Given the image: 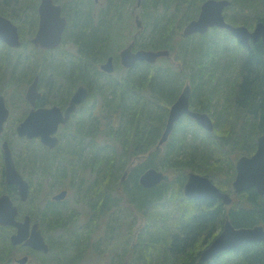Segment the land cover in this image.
I'll list each match as a JSON object with an SVG mask.
<instances>
[{
	"label": "trees",
	"instance_id": "obj_1",
	"mask_svg": "<svg viewBox=\"0 0 264 264\" xmlns=\"http://www.w3.org/2000/svg\"><path fill=\"white\" fill-rule=\"evenodd\" d=\"M204 1L142 0L145 24L138 28L136 47L169 49L173 60L164 58L156 64L138 62L130 70L119 69L122 73L119 77L99 68L100 62L113 54L111 45L118 39L112 31L115 22L94 24L91 7L78 3L69 27L77 54L70 56L72 60L56 59L66 64L61 69H44L42 74V79L49 83L55 80L56 92L63 91V85L71 90L78 83L86 84L92 102L79 112L86 120L79 122L75 143L70 145L74 147L61 152L65 157L76 148L71 153L74 155H67L62 161L71 158L79 167L65 166L61 172L56 171L57 157L52 155L45 160L51 164L50 169L44 164L41 172L46 179L60 178L64 185L67 179L77 178L79 171L90 169L96 198L91 203L94 214L107 216L106 210L112 203L122 212L128 209L126 203L133 204L135 211L146 218L134 242L131 255L137 257L131 261L133 264H198L201 252L221 232L227 216L236 227L264 225V196L254 188L236 194L231 207L219 199L195 200L183 193L189 171L209 176L220 189L232 193L235 160L242 154H253L258 137L264 134L262 42L246 49L228 30L221 28L183 37L185 25L198 17ZM229 1L230 11L225 18L230 23L243 22L242 25L251 28L258 21L264 22V0ZM150 21L152 25L147 26ZM9 61H0V70ZM38 67L37 62L32 65L33 76L39 72ZM184 77L192 88L191 107L209 114L219 109L221 115L216 117L212 132L202 129L189 116L183 117L169 140L157 148L169 107L184 87ZM88 136L91 142L87 144ZM149 152L148 158L141 159ZM133 158L141 163L135 165L127 180L119 182L123 192L114 201L106 188L121 177ZM150 167L172 173L171 180L150 189L143 187L139 177ZM29 200L31 207L34 195ZM54 205L49 200L41 214L40 207L34 205L31 215L34 219L41 217L47 235L61 230L51 239L50 253L59 250L54 260H59V264H79L95 235L78 232L75 238L71 232L69 235L67 231L74 226L71 221L77 215L71 217L68 210ZM154 209L156 213L152 214ZM173 209L179 213L173 214ZM129 212L133 211H126ZM14 231L0 226V242L12 247L9 235ZM1 247L0 264H9L7 250ZM127 254L128 251L119 259L122 264L128 261ZM206 264H264V241L224 251Z\"/></svg>",
	"mask_w": 264,
	"mask_h": 264
},
{
	"label": "water",
	"instance_id": "obj_2",
	"mask_svg": "<svg viewBox=\"0 0 264 264\" xmlns=\"http://www.w3.org/2000/svg\"><path fill=\"white\" fill-rule=\"evenodd\" d=\"M142 0H138V6ZM229 0H205L196 19L191 20L183 29L184 37L194 34H205L211 28L219 27L227 29L246 48L250 49L252 44L262 42L264 54V22H258L253 30L245 25H234L228 22L224 16L225 9L230 6ZM61 5H56L53 0H44L41 6V25L32 42L36 46L47 49L57 48L62 43V36L67 20L62 16ZM137 25L141 28L142 21L139 15L136 16ZM0 40L11 47L21 46L18 26L11 20L0 15ZM134 43H130L120 52L121 62L125 67L131 68L138 61L155 63L160 58L169 57L168 49H140L133 50ZM101 69L107 73H113L115 66L113 56H110L101 64ZM39 75L35 77L26 91V99L32 105L40 98L38 88ZM192 88L189 82L186 83L177 100L171 105L166 120L165 129L162 132L157 148H160L170 137L175 124L185 115L193 118L207 131L215 129V123L207 112L193 110L190 107ZM89 95V89L85 85H79L71 98L68 108L63 114L58 106L49 108L32 109L29 115L18 126V134L28 138L39 137L43 144L53 148L57 145L58 139L54 135L61 123H65L74 112L78 104L82 103ZM8 118V109L4 103V97L0 96V133L3 130L5 120ZM5 157L6 175L9 183L19 186L20 195L23 200L29 194V183L17 170L8 141L2 144ZM128 175L126 170L123 179ZM170 180V176L154 167L148 168L140 176V183L143 187H155L162 181ZM234 194L247 191L251 188L264 196V134L257 140V149L252 155H241L236 161V177L233 181ZM184 193L187 197L197 200L219 199L225 205L231 204L233 197L229 192L221 190L214 181L203 174L191 171L184 186ZM67 191L63 190L54 196V199L62 200L66 197ZM17 207L8 194L0 198V224L16 227V232L11 235L13 245L25 243L29 247L48 252L50 246L47 243L39 224L35 223L30 228L31 218L26 217L25 221L17 219ZM264 241V225L258 224L252 227H236L229 216H227L222 231L214 240L201 252L198 264H206L218 254L235 249L242 244L249 242ZM29 256L18 259V263L25 264Z\"/></svg>",
	"mask_w": 264,
	"mask_h": 264
},
{
	"label": "rangeland",
	"instance_id": "obj_3",
	"mask_svg": "<svg viewBox=\"0 0 264 264\" xmlns=\"http://www.w3.org/2000/svg\"><path fill=\"white\" fill-rule=\"evenodd\" d=\"M77 2L81 3L83 1L77 0ZM113 2H114V4H116L117 9L115 12H110L107 17L105 16L106 15L105 12H103L101 10V9H103V7L100 8V6L93 7V8L91 7L90 13H91V17L93 19V22L96 25L99 24L100 22L105 23V20L106 21L113 20V22H115V27L112 28V31H114L113 32L114 36H116L115 34H117L116 37L118 39L114 41L115 43L112 44L111 47H112L113 54L115 55V58L117 59L118 66H119L118 68L120 69L121 64L119 61V52L123 47L127 46L131 40L134 39V35L138 31L135 16L139 15L140 19L142 20V24L143 23L145 24V21H144L143 15H142L143 14L142 8L136 7V0H113ZM230 6H231V4H230ZM230 6H228L225 9V13L230 11V8H229ZM132 10L134 12H132ZM248 19L251 20L252 17L250 16V17H248ZM151 21L147 23V26L152 25ZM242 24H243V22H239L236 25H242ZM253 28H254V25H253V27H251V29H253ZM182 36L184 37L183 34H182ZM18 50L19 49H16V52L14 51L15 52L14 54L12 52L11 53L12 55L9 56V57H11L12 62H15L17 60ZM5 52H6V49H4L2 47V44H1L0 45V53L5 54ZM77 52H78V48L75 45V40H73V39H70L69 41L67 40L65 45L62 46L61 50H57V52H56L57 54H55L53 56L45 55L46 56L45 57L44 54H42V53H39V55H35V54H32L31 49H27L24 52L23 63L19 64L17 67L18 73H16L17 77H15L14 80H17L16 84L18 83L19 87H15V88L11 87L8 89V86H7V84L10 83V79H11L10 73H9V71H10L9 63L2 65V69L4 70V74L1 75V72H0V75H1V77H0V90H4L5 87H6V89H5L6 91L8 89V91L7 92L5 91V92L7 94H9V93L11 94V96H9V99H10L9 102H10L11 106L13 107V109L15 110V112L17 113L16 117H14V116L10 117V119L8 121L9 124H7V126L11 125L12 132H10V134H11L10 138L13 140L17 152H19L18 149L20 148L19 146L22 145V142L20 140L21 137L18 134L16 136V134H15V132H13V130L16 129L17 125L21 121L23 112L25 115L28 108H29V106L27 108H25V103H24V111L20 112L22 104H23L22 100H23V98L25 99V93L27 91V87L29 86V83L32 80L31 79L33 76L31 73L32 72V65H34L36 62L38 63L39 67L36 71H39L40 67H43L48 63H50V64L46 66V69H49L50 71H51L52 67H56L58 69H61L66 63H63L60 61L56 62L55 61L56 58H58V56H63L69 60L70 56L76 55ZM51 57H53V58L51 59ZM66 59L64 61H66ZM168 59L172 61L173 57H168ZM44 60H45V62L43 65L42 62ZM70 60H72V59H70ZM61 61H63V60H61ZM104 61L105 60H102L100 63H102ZM163 61L164 60L162 59L160 61V63ZM0 65H1V62H0ZM118 68L116 69V72L113 73V76H115V77H119L122 74L121 70H119ZM22 71H24V75L21 78H19L20 77L19 75L22 74L21 73ZM45 73L47 75H49V72H45ZM5 74H6V80L8 82L7 84H6V81L4 79ZM2 76H4V77H2ZM23 77H24V81L22 79ZM186 78L184 77V86H185L186 81H187ZM18 80H20V81L22 80L24 82V85H21V82H18ZM54 83H55V80L53 81V84ZM12 84H13V82H12ZM78 84H81V83H78ZM77 85H76V87H77ZM23 86H24V95L22 96L21 93H22ZM53 88L54 87H52L51 90L45 89V91H44V98H45V96H47V98L49 100V105L56 103L57 99L59 98L58 97L59 92H56V89L55 88L53 89ZM14 95H15V97H13ZM88 100H86V102ZM217 109H218V107H217ZM210 115H211V117L215 123L216 117L220 116L221 113L219 112V109H218V111L215 110V113L213 112V114L211 113ZM212 115H214V116H212ZM182 118H180V120ZM220 120H222V119H220ZM165 124H164V127H165ZM164 127H163V129H164ZM193 128H194V126H193ZM39 143L42 144L38 139L24 140V168L20 170V172L24 175V177L26 179L30 180V182L32 184V195H34V198H35L34 205H39V204H41V202L46 204L50 199H52V195L54 194V192H56L61 186H63L62 185L63 181L58 177H56L54 179V177L51 176L50 172H49V175L51 177L46 179L44 177L45 176L44 172H41L42 168H36V169L31 168L32 166L29 165V162H28L29 157L25 161V156H29L28 151L34 152V150L36 151L37 149L38 150L42 149L41 148L42 146ZM149 155L146 153L144 159L148 158ZM234 156H235V154L233 153V157ZM151 159H152V157H151ZM137 160H138L137 158L136 159L133 158L131 160V162L129 163V165L132 163L136 164ZM154 160H155V158H153L151 161L154 162ZM138 163H141V161H139ZM190 172L191 171H189L187 173L189 174ZM194 172H196V171H194ZM171 174L172 173H170V175ZM91 175H92V173H91L90 169L81 170L78 173H76L77 178L75 179V182H76V184H79V186H85L83 188L84 192L90 187V184H92V180L90 178ZM70 181L71 180L67 179L64 182V186L69 185ZM72 183H73V181H72ZM105 186H106V184H105ZM0 191H1V188H0ZM76 194L77 193L75 192L74 199H73V201L75 200V202H73V201L69 202V201L65 200L64 203H61L62 204L61 208H65L66 210H68V212L70 213L69 215L71 217L73 214H75L74 216L77 215V218H75L71 221L74 226L73 227L71 226L70 230H68L67 232H69V235L71 232L73 234L74 238H75L76 232H78L79 234H82V233L91 234V233H93L95 235L94 239L88 245V247H89L88 250L86 251V253L84 255H82L79 264H120L121 261H119V259L120 258L123 259V255L125 254L126 251H128V254H127L128 261L127 262L124 261L123 263L124 264H133L131 261H133V259L135 257H137V255L136 254L131 255V254H132L133 248H135V246H136V245H134V242L136 241L135 238H137L139 228H142V226H144V224H145V221H146L145 216L139 212H136L134 207H133V204H128V203H126L128 206V209L125 210V212L118 210V208L116 206H113V203H112L110 205V208H108L106 210V212L108 213L107 216L105 214H94L95 210L93 207H91V203L93 202L92 200H94L96 198L93 196V193H92L93 198L89 199V206H87V207L85 206L84 200H82L81 197L76 196ZM111 195H112V198L114 201L116 198H118L120 193H117V187H116V190L113 193H111ZM71 198H73V197L71 196ZM23 207L27 208L28 206L26 203H24ZM126 211H133V212L126 213ZM171 212L173 214L179 213V211H177L175 209L171 210ZM151 213L155 214L156 209H154V211H152ZM173 216L174 215H172V217ZM75 227H76V229L74 230ZM60 232H61V230H59L57 233H53V231H51V232H49V236L51 237V239H53V238H55V235L60 234ZM0 239H1V237H0ZM0 243H1L0 246H2L1 249L6 248L7 255H8L7 257H9V255H11V254H13V256L17 255L19 253V251H21L19 248H17L18 246L11 245L12 247H10L9 245L3 244V242H0ZM197 247H199L198 243H197ZM58 252H59V250L57 249V251L53 252V254H50L49 257H51L52 255L55 254L52 258H49V257H43L42 258L39 256H30V261L29 262L27 261L25 264H52L53 261H55V263L59 264V260H56V259L54 260V258L57 255H59ZM47 259H48V261H47ZM11 263L14 264V261L12 260Z\"/></svg>",
	"mask_w": 264,
	"mask_h": 264
},
{
	"label": "flooded vegetation",
	"instance_id": "obj_4",
	"mask_svg": "<svg viewBox=\"0 0 264 264\" xmlns=\"http://www.w3.org/2000/svg\"><path fill=\"white\" fill-rule=\"evenodd\" d=\"M43 1L44 0H0V15L5 17V18H7V19H9V20H11L13 23H15L18 26L19 36H20V41H21V46H19V47H11L10 45L5 43L4 41L0 40V45L2 44V47L4 49H6L5 54H1L0 53V60L1 61L10 60L9 62L6 63V64L9 63V66H10V71H9L10 78H11L10 79V83H8L7 80H6V74H5V78H4L5 81H6V84L8 83L7 84L8 89L11 88V87H14V88L15 87H19L18 83L16 84L17 80H14V78L17 77V75H16V73H18V68L17 67H18L19 64L23 63L24 52L27 49H31L32 54H35V55H39V53H42V54H44V56L45 55L53 56V55L57 54L56 53L57 50H61L62 46L65 45L67 40L69 41L70 39H73V36H71L69 34V27L72 24V16H71V14H72V12H74V10L77 7V4L79 2H77V0H53L54 4L61 5V7H62V12H61L62 14L61 15L64 16L66 18V20H67V24H66V27L64 29L63 36H62V43L57 48L47 49V48H44V47H41V46H36L32 42L33 38L36 36V33L38 32V30L40 28V25H41V21H42L41 20V6H42ZM82 1L83 2H81L80 4H86V5H88V6L92 7V8L93 7H97V6H100V8L103 7V9H101V10L103 12H105V14H106L105 16L106 17L108 16V14L110 12H115L116 9H117V6H116V4H114L113 0H82ZM136 7L137 8L141 7V5L138 6V0H136ZM132 12H134V11L132 10ZM136 16H135V18H136ZM136 38H137V35L135 34L133 40L135 41ZM133 40H131L130 42H132ZM133 48H134V50H138L139 49V48H137L135 46V43H134ZM16 49H19L18 53H17V60L15 62H12L11 61V57H9V56L12 55L11 54L12 52L14 54L16 52ZM119 54H120V52H119ZM113 56H114L113 62H114V65H115V70H116L119 66H118L117 59L115 58V55H113ZM52 58L53 57H51V59ZM60 58L63 59V61L66 59L63 56H58V58H56V59H60ZM107 59H108V57L106 58V60ZM45 60L42 62L43 65H44ZM119 61H120V64H121L120 55H119ZM102 63L99 64V68L100 69H101V64ZM49 64L50 63L46 64L43 67H40L39 68V72L34 73V76L31 78L32 80L29 83V85L32 83V81L35 79V77L37 75H39L38 88H39V91L41 93V96H40L39 99L36 100V104L32 105L31 102L28 99H26V93H25V99L23 98V100H22L23 104H22L20 112L24 111V103H25V108H27L28 106H29V108H28V110H27L25 115H24V112H23L21 121L17 125L16 129L13 130V132H15L16 136L18 134V126L29 115V113L31 112L32 109L49 108V107H52V106H58L62 110L63 114H65V112H66V110L68 108V105L70 104L71 98L74 95V93H75L76 89L78 88V86L79 85H85L86 87H88L86 84L81 83V84H78L77 87L73 86V88L70 90V88H67L63 84H60V85H63V91H60L58 93V97L59 98L57 99V102L54 103V104L49 105V100H48L47 96H45V98H44V91H45V89L51 90V88L54 87L55 85L52 84V83H49L45 79H42L43 71H44V69H46V66L49 65ZM120 69H123L122 65H121ZM126 70H130V69H126ZM0 72H1V75L4 74V70L2 69V66H1ZM21 73L22 74L19 75L20 76L19 78H21L24 75V71H22ZM1 75H0V77H1ZM2 77H4V76H2ZM22 79L24 81V77ZM23 81L22 80L21 81L18 80V82H21V85H24ZM12 82H13V84H12ZM28 87H27V89H28ZM5 89H6V87H5ZM5 89L4 90H0V96L4 97V103H5L6 108L8 109V118L5 120L4 125H3V130L0 133V188H1L0 198L4 194H8L11 197L13 203L17 207V210H18L17 219L18 220H23L24 219V221H25L26 217L29 216L31 218V223H30V228L31 229H32V227H33V225L35 223H38L39 224V228L42 230V233H43L47 243L49 244V246L51 248V237L49 235H47L46 233H44L43 222L41 221V217L36 220L31 215V214H34V212L32 211L34 209V204L30 207V203H29V201H30L29 198H30V196H32V184H31L30 180L26 179L24 177V175L20 172V170L24 168V140L38 139L41 142V139L40 138H32V139H30L27 136H24V135L21 136V135L18 134L21 137L20 140L22 142V145L19 146L20 147L18 149L19 152L16 151V147L14 145V142L10 138V136H11L10 132H12V128H11V125L7 126V124H9L8 121H9L10 117H12V116L16 117L17 113L15 112V110L13 109V107L11 106V104L9 102V100H10L9 96H11V94L10 93L7 94L6 92L8 91V89H7V91ZM88 89H89V87H88ZM89 92H90V90H89ZM21 94H22V96L24 95V86L22 88V93ZM13 97H15V95ZM89 98L90 97H88V99ZM91 102H92V99H89L87 102L84 101L83 103L79 104L76 107V109L74 110V112L71 113V115L68 118V120L65 123H61L59 125L57 132L54 134L57 137V139H58L57 145L55 147L51 148L48 145L43 144L41 142L42 144L39 143L42 146L41 150L37 149L36 151L34 150V152L28 151L29 152V156H25V161L29 157L28 162H29V165L32 166L31 168H33V169L43 168L44 164L46 166L49 165V163L46 162L45 160H46V158H50L51 159L52 155L54 156V158L57 157L56 160H55L56 161L55 162L56 171H60L61 172V170L64 169L65 166H67L68 168H71V169L79 167V164H77L76 162H72L73 160L72 161L70 160L71 158H69L67 162L62 161L67 155H69V156L74 155V154H71V153L73 151H75L76 148L71 150L70 152H68V154L65 157L62 156L61 152L62 153H66V151H68V150H66V148L67 149L68 148L71 149L72 147H74V146H70V145H72L71 143H73V142L75 143L74 137L78 133V128H79V124H80L79 122L82 123V122H84L83 119L86 120L85 115H81V114H79V112H80V110L86 109L88 107L89 103H91ZM85 138H86V136H85ZM4 141H8V143H9V146H10V149H11V152H12V156H13V159H14L15 166H16L17 170L21 173L23 178L26 179L28 181V183H29V194H28L27 199H25V200H23L21 195H20L19 186L17 184L8 182L7 175H6V165H5L4 150H3V146H2ZM86 142H87V144L91 142V136H88V139H86ZM137 162H139V160ZM50 165H49V169H50ZM85 167L87 168L88 164H86ZM133 169H134V167L132 165H130L127 168L128 176H129V174L131 173V171ZM124 173L121 174V177L118 180L113 181L114 183H112L113 185L111 186V188H109V187L106 188V189H109V190L106 191V193H108V191H111V193H113L116 190V187H117V193L121 194L123 192L122 183L120 184L119 182H124L125 180H127L128 176L125 179H123ZM70 175H72V174H70ZM75 179L73 180V179L69 178V180H71L69 182V185L61 186L52 195V199H50V201H52V205L55 204L57 206L56 207L57 209L61 208V206H62L61 203H64L65 200H67L69 202L73 201L75 192L77 193L76 196H79V197H81L82 200H84L85 206L86 207L89 206V199L93 198L92 197V193L95 191L94 188H93V186H94L93 180H92V184H90V187L84 192L83 188L79 187V184H76ZM139 179H140V177H139ZM72 181H73V183H72ZM139 183H140V181H139ZM106 186H108V185L106 184ZM129 187H130V185H129ZM151 188H153V187H151ZM147 189H150V188H147ZM63 190L67 191L66 197L64 199H62V200L54 199V196L56 194H58L59 192L63 191ZM71 196L73 198H71ZM73 202H75V200ZM24 203L27 204V206H28L27 208L23 207ZM45 205L46 204L42 203V202H41V204L38 205V207H40V210H39L40 214L43 213V209H44ZM54 206H52V207H54ZM225 206H228V205H225ZM29 207L31 208V210H30ZM228 207H231V205H229ZM67 213L69 214V212H67ZM3 227L13 228V226L11 227L10 225L3 226ZM140 231H141V228H139V231H138V234H137V238H135L136 240L138 239V235H139ZM12 233L13 232L10 233L9 239L11 238ZM56 237L57 236H55V238ZM11 245H12V242H11ZM15 246H18L17 248H19L21 251H19V253L17 255H14V256H13V254L9 255L8 260H7L9 264H12L11 263L12 260L14 261V264H20V263H18V259L23 257V256H26V255L29 256V260H28V262H29L30 261V256H39V257L43 258L45 255L53 254V253H50L51 251L44 252V251H40V250H35V249L29 247L28 245H26L25 243H22L20 245H15ZM5 255H6V257L8 256L7 252L5 253ZM52 264H54V261L52 262Z\"/></svg>",
	"mask_w": 264,
	"mask_h": 264
}]
</instances>
